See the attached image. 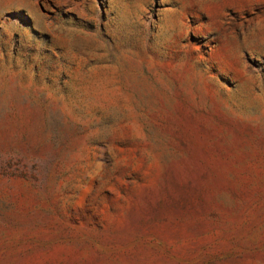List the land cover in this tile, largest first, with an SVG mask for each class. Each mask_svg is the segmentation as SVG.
Returning <instances> with one entry per match:
<instances>
[{
	"label": "rangeland",
	"instance_id": "374dc122",
	"mask_svg": "<svg viewBox=\"0 0 264 264\" xmlns=\"http://www.w3.org/2000/svg\"><path fill=\"white\" fill-rule=\"evenodd\" d=\"M0 264H264V0H0Z\"/></svg>",
	"mask_w": 264,
	"mask_h": 264
}]
</instances>
